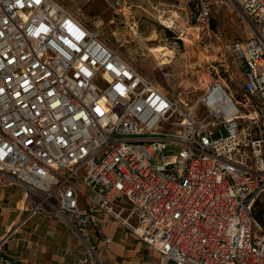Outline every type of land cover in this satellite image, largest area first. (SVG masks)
<instances>
[{
	"label": "built area",
	"instance_id": "1",
	"mask_svg": "<svg viewBox=\"0 0 264 264\" xmlns=\"http://www.w3.org/2000/svg\"><path fill=\"white\" fill-rule=\"evenodd\" d=\"M223 4L251 27L230 46L242 98L215 81L194 104L59 0H0V184L23 189L28 215L88 240L103 213L159 264H264V0L187 1L202 23ZM0 264L24 263L0 242Z\"/></svg>",
	"mask_w": 264,
	"mask_h": 264
},
{
	"label": "rangeland",
	"instance_id": "2",
	"mask_svg": "<svg viewBox=\"0 0 264 264\" xmlns=\"http://www.w3.org/2000/svg\"><path fill=\"white\" fill-rule=\"evenodd\" d=\"M59 1L88 27L100 31L101 38L134 67L156 79L164 91L181 93L195 104L208 84L222 81L235 98H242L244 70L230 46L234 40L248 37L251 27L234 6L219 5L212 10L211 19L202 23L191 18L188 0ZM159 46L168 53L165 62L150 50ZM244 113L249 114L242 111L241 118L248 117ZM247 124L248 118L243 119L242 125ZM70 230L65 242L59 237V252L65 253L71 241L72 264H106L103 249L91 236L87 240ZM91 244L96 245L94 251Z\"/></svg>",
	"mask_w": 264,
	"mask_h": 264
},
{
	"label": "crops",
	"instance_id": "3",
	"mask_svg": "<svg viewBox=\"0 0 264 264\" xmlns=\"http://www.w3.org/2000/svg\"><path fill=\"white\" fill-rule=\"evenodd\" d=\"M27 207L23 189L4 178L0 184V242L5 246V254L20 259L24 264L74 263L73 256L68 253L72 251L71 241H68L69 247L66 244L65 253L59 252L58 246L59 240L65 242L68 237L69 226L53 217L28 215L24 211ZM98 220L97 227H90V234L103 249L106 264L160 263L159 254L129 233L125 226L103 213H99ZM96 229L98 234L94 233ZM104 235L114 239L109 249L102 247Z\"/></svg>",
	"mask_w": 264,
	"mask_h": 264
},
{
	"label": "bare ground",
	"instance_id": "4",
	"mask_svg": "<svg viewBox=\"0 0 264 264\" xmlns=\"http://www.w3.org/2000/svg\"><path fill=\"white\" fill-rule=\"evenodd\" d=\"M155 37V36H154ZM151 52L154 54V56L156 57V58H158V57H162L163 59H162V62H165L166 60H168V53H166V52H164L163 51V48L161 47V46H159V47H151ZM240 115H242V114H240ZM239 115V117H241Z\"/></svg>",
	"mask_w": 264,
	"mask_h": 264
},
{
	"label": "trees",
	"instance_id": "5",
	"mask_svg": "<svg viewBox=\"0 0 264 264\" xmlns=\"http://www.w3.org/2000/svg\"><path fill=\"white\" fill-rule=\"evenodd\" d=\"M262 212H264V209L259 211V212H255V215H256L257 219H261Z\"/></svg>",
	"mask_w": 264,
	"mask_h": 264
}]
</instances>
